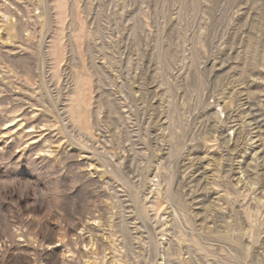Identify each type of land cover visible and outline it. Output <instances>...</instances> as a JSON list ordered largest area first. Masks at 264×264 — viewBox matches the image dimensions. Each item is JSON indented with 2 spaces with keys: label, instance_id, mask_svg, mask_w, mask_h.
I'll use <instances>...</instances> for the list:
<instances>
[{
  "label": "rangeland",
  "instance_id": "1",
  "mask_svg": "<svg viewBox=\"0 0 264 264\" xmlns=\"http://www.w3.org/2000/svg\"><path fill=\"white\" fill-rule=\"evenodd\" d=\"M0 264H264V0H0Z\"/></svg>",
  "mask_w": 264,
  "mask_h": 264
},
{
  "label": "bare ground",
  "instance_id": "2",
  "mask_svg": "<svg viewBox=\"0 0 264 264\" xmlns=\"http://www.w3.org/2000/svg\"><path fill=\"white\" fill-rule=\"evenodd\" d=\"M251 155V154H250Z\"/></svg>",
  "mask_w": 264,
  "mask_h": 264
}]
</instances>
